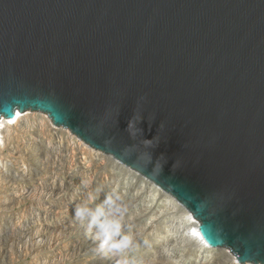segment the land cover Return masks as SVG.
Returning <instances> with one entry per match:
<instances>
[{"label": "water", "instance_id": "1", "mask_svg": "<svg viewBox=\"0 0 264 264\" xmlns=\"http://www.w3.org/2000/svg\"><path fill=\"white\" fill-rule=\"evenodd\" d=\"M27 111L264 264V0H0V118Z\"/></svg>", "mask_w": 264, "mask_h": 264}, {"label": "built area", "instance_id": "2", "mask_svg": "<svg viewBox=\"0 0 264 264\" xmlns=\"http://www.w3.org/2000/svg\"><path fill=\"white\" fill-rule=\"evenodd\" d=\"M20 114L18 123L0 118V219H6L0 225V264H52V236H66L64 221L76 217V206L89 207L102 169H129L53 125L47 115ZM225 251L230 264H239Z\"/></svg>", "mask_w": 264, "mask_h": 264}, {"label": "rangeland", "instance_id": "3", "mask_svg": "<svg viewBox=\"0 0 264 264\" xmlns=\"http://www.w3.org/2000/svg\"><path fill=\"white\" fill-rule=\"evenodd\" d=\"M147 182L141 177L132 176L121 166L113 173L110 168L102 169L89 208L93 211L100 208L105 213L110 211L112 206L118 208L115 218L121 225V236L129 237L131 243L128 248L118 253L102 251L98 247L97 230L89 220L72 217L69 221H64L67 225L66 236H52V239L59 240L54 247L56 252L63 251L66 244L74 247L67 256H64L63 252L59 253L63 257L60 264H230L222 259V252L225 250H215L213 260L204 261L197 252V245L180 235L182 229L177 228L179 214L176 215L164 207L162 200L166 197L175 199L161 190L154 198L149 191L159 188ZM106 198L112 201V205H109ZM24 216L26 217L21 213L19 218L24 219ZM5 222V218L0 219V225ZM50 248L51 257L54 249L52 245ZM25 261L30 259L26 258ZM22 263L20 260L13 264Z\"/></svg>", "mask_w": 264, "mask_h": 264}, {"label": "bare ground", "instance_id": "4", "mask_svg": "<svg viewBox=\"0 0 264 264\" xmlns=\"http://www.w3.org/2000/svg\"><path fill=\"white\" fill-rule=\"evenodd\" d=\"M24 115H21L19 112H17L15 114V118L13 120V122H17L19 121V119H21ZM129 173H131L132 176H136L139 177L137 174L132 173L131 171L128 170ZM142 182V181H141ZM146 183V182H145ZM148 183V182H147ZM144 186V185H143ZM150 194L155 198L159 195V189H150ZM161 195V194H160ZM164 203V207L167 208L170 211H173L174 214H179V226L177 227L179 230L182 229V233L180 235H182L183 237H186L188 240H196V242L198 243L196 246L197 252L199 254V256L202 257V259L204 261H211L213 260L214 256H213V252L214 250H211L210 248H208L205 244L202 243V241L200 240V235L198 232V223L196 222V220L194 221L193 216L185 211L184 209H182L180 204H177L175 200L173 199H168V197H166L164 200H162ZM23 214V213H22ZM175 215V216H176ZM21 216V214L19 215ZM25 217V216H24ZM179 230H177L179 232ZM37 238H40L41 236L38 235L36 236ZM65 238V237H64ZM186 239V240H187ZM52 241V242H51ZM57 242H59L58 239H51L50 240V244H48L49 248L52 245L53 249L55 247V245L57 244ZM70 242V241H69ZM45 243L42 241V244ZM67 243V242H66ZM193 243V242H192ZM76 244V243H75ZM194 244V243H193ZM195 246V245H194ZM52 249V248H50ZM61 249V248H60ZM63 251L61 252H56V249L53 250V253L50 257L52 264H60L61 260H62V256L60 255L62 252L64 253V256L69 255L70 251L74 250V247L71 246L70 244H66L64 246V248L62 249ZM195 250V249H194ZM0 252L2 253V250L0 248ZM196 252V251H195ZM60 253V254H59ZM72 254V252H71ZM197 254V253H196ZM222 254L224 255V257L222 258L223 261H233L232 256H230L229 254H227V252L223 251ZM198 256V255H197ZM198 256V258H199ZM200 257V259H201ZM197 258V257H196ZM218 258H216L217 260ZM215 260V259H214ZM219 261H221V257L219 258Z\"/></svg>", "mask_w": 264, "mask_h": 264}, {"label": "clouds", "instance_id": "5", "mask_svg": "<svg viewBox=\"0 0 264 264\" xmlns=\"http://www.w3.org/2000/svg\"><path fill=\"white\" fill-rule=\"evenodd\" d=\"M106 200L109 205H112L110 199L106 198ZM73 211L77 218L89 220L90 224L96 228L98 247L102 251L107 250L118 253L129 247L131 240L127 236H121V225L115 218L119 209L115 206H112L107 213L100 208L93 211L86 205H78Z\"/></svg>", "mask_w": 264, "mask_h": 264}]
</instances>
